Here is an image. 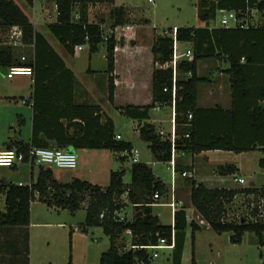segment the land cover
Here are the masks:
<instances>
[{"label":"trees","instance_id":"16d2710c","mask_svg":"<svg viewBox=\"0 0 264 264\" xmlns=\"http://www.w3.org/2000/svg\"><path fill=\"white\" fill-rule=\"evenodd\" d=\"M25 1L32 4V0ZM55 3L57 19L55 24L49 26V30L69 55H73L78 46L87 45L90 53H95L100 44L105 45L108 100L112 103L115 91V50L119 45L114 30L127 24L125 8L120 6L110 10L108 15L111 21L110 32L105 33L100 22L89 21V8L97 4L113 5L114 0H55ZM254 7L264 13V4L259 0H198L197 19L204 26L169 29L166 35H157L154 39L151 46L154 64L151 103L144 106L128 104L117 109L120 114L136 122L135 129L139 132L140 139L147 143L155 162L169 164L173 149L180 156H194L207 151H228L236 154L256 150L264 152V108L259 105V102L264 100V94L261 93L264 92V88L255 91L249 87L253 80L251 75L253 68L264 69L253 64L256 61L253 54L255 48L264 43V23L258 27L247 28L238 26L208 28L209 23L215 21L217 12L221 10L234 11L240 17L241 12ZM0 23L8 27L9 35L12 28L20 29V45L35 44L36 47L39 44L44 45L41 54L36 50L33 59L28 60L25 57L24 61L21 60L24 56L15 57L13 45L0 46V67L8 69L12 66H26L32 71V92L29 98L32 101L30 106L33 110V122L30 140L25 143L11 138L4 145L5 148L25 150L32 146L107 150L118 155V160L122 163L126 162L128 156L120 154L129 153L132 150L131 143L115 139L114 125L109 118H106L103 124L99 123L101 119V115H97L99 108L76 107L81 110V114H77L79 120L75 122L79 129L72 134H69L67 126L60 122L62 116L56 118V125L50 122L47 112L40 109L42 105L38 98L44 88L49 86L52 78L67 77L72 81V72L65 67L44 38L35 33L28 18L12 0H0ZM174 41L177 44L189 43L191 50L188 51L192 59L183 57L177 62L173 98V71L170 65ZM236 47L237 52L234 50ZM40 56L44 61L54 59L57 63L46 62L48 67H44L39 62H44ZM205 59H225L230 65L226 70L232 97L229 110L219 107L214 109L197 107V86L207 81L197 76V63ZM40 74L49 78L45 84L38 80L37 75ZM173 103L175 137L172 141L170 133L161 136L155 125L150 122V111L156 106L172 107ZM71 119L69 120L73 121ZM89 119L93 125L95 123L98 125V130H94L92 136L88 133ZM22 123L19 121L18 127H21ZM258 165L264 168L263 157L259 159ZM37 167L36 179L29 185L4 181L0 183V204L1 197H4V211L0 209V227L28 228L31 224V204L35 200L52 209L68 210L70 213L84 207L86 214L81 231L87 233L89 228L98 227L109 238V247L101 253L99 264H153L150 250L141 247L155 246L160 239H166L170 243L172 235L174 236L172 264H180L184 246L183 233L190 227L191 264H195L193 245L195 232L200 227L194 221L187 222L183 207L171 214V225H163L158 216L154 215L153 207L168 197V189L146 163L138 160L137 163L130 165L129 183L123 181L125 170L111 171L107 187H100L78 178H72L69 183L62 184L55 179L50 167ZM174 170L175 173L179 171L177 161ZM216 172L232 176L238 173V169L234 165H224L218 167ZM188 179L190 204L200 220L214 233L218 235L230 233L229 240L232 244H240L245 233H254L259 244L264 245V218L260 219L257 216V209L243 212L236 218L232 216L237 211L234 204L238 196L247 197L245 202L247 209L251 200L257 201L264 197V185L210 188L192 178ZM155 194H158L160 199L155 201L153 198ZM125 196L127 201L123 200ZM127 205L133 207V216L131 219L124 216L125 221H120L118 217ZM127 233L130 234L128 249L121 242L122 237L128 236ZM27 237L29 240V233ZM68 258L71 264V255Z\"/></svg>","mask_w":264,"mask_h":264},{"label":"rangeland","instance_id":"374dc122","mask_svg":"<svg viewBox=\"0 0 264 264\" xmlns=\"http://www.w3.org/2000/svg\"><path fill=\"white\" fill-rule=\"evenodd\" d=\"M121 3L124 2L127 5L126 20L127 24H136L132 32H136L133 39L137 41L138 47L146 48L152 46L153 44V32L156 35H166L170 28L174 27H193L200 26L203 23L197 19V2L198 0H120ZM129 6V7H128ZM107 8V7H106ZM105 16V24L103 30L109 33V17L107 14ZM220 17L217 16L214 24L219 26ZM124 29V28H123ZM122 30V29H120ZM125 30L115 32V38L119 42L118 48H123L124 39L127 37L122 35ZM170 36V33H169ZM150 43V44H149ZM127 44V41H126ZM133 46V44H131ZM149 45V46H148ZM187 48L185 44H177V53L180 54V50ZM78 56L71 63L74 67L75 75L81 84L90 82L88 81L90 74L86 72L88 66L91 70L100 71L103 65L106 64L102 45L96 53H91V60L87 61V56L89 54L88 47L82 52H78ZM26 57L25 55H23ZM144 61V63H143ZM207 61L202 60L200 62L199 73L202 77H207L211 70L209 65H205ZM142 67L139 71V76L137 77L138 82L143 84L147 83V69L145 60H142ZM222 64V63H219ZM206 67V68H205ZM127 64H122L119 66V74L126 72ZM125 77V76H124ZM127 77V76H126ZM123 80V77H120ZM7 79L2 80L3 87L6 85ZM14 81L17 85L15 97L16 99H11L6 102L0 99V139L4 137V126L12 121L13 127H18L16 121L18 115H26L31 110L29 104L23 105L21 103V97H29L30 80L27 77H15ZM13 81V82H14ZM118 88V95L114 106L111 109V117L115 123L116 135L120 136V140L124 142L131 143L134 149L138 150V160L139 162L146 163L153 169L154 175H156L161 181L167 185L171 184V175L169 171V166L166 163L155 162L152 158V154L148 148L146 142L140 139L139 132L135 129L136 122L128 119L119 113L116 107L125 106L128 104H144L145 100L144 94L147 93L146 86L143 85L142 96L140 100H132L130 92H127V85L121 83ZM171 107H162L156 110V107L150 111V121L153 123L157 131H162L163 136H167L170 131L171 120H172ZM9 119V120H8ZM9 125V124H8ZM24 125L20 127L23 130ZM19 128V127H18ZM27 128H24V130ZM2 141V140H0ZM1 145V142H0ZM79 153L76 152L77 157V167L76 169H63L58 167H51L54 172L55 179L62 184L69 183L72 178H77L76 174L79 173L84 180H87L92 173L97 174V179H100L99 167L100 165L96 163L94 159H91L89 164L85 162H79ZM203 154H199L195 158V164L198 173L205 176H222L215 170L219 166L225 164L235 163L240 168V173L243 179H245L246 184L244 186L254 185L260 187L264 185V168L258 165V161L262 158L261 151H251L243 153H232L228 151H211ZM97 162L101 163L97 159ZM108 165L110 171H117L120 169L125 170V175L123 177L124 183L130 182V165L132 161L130 158L124 163L118 160V155L114 154L113 160ZM24 167L28 168L27 174L24 175L23 180L26 184L30 182V165L24 163ZM34 175L38 171V167L34 166ZM181 170L179 169L178 172ZM15 170L8 167H0V183L2 181L8 183L12 182L9 180L10 173H14ZM217 173V174H216ZM188 176V173L186 177ZM230 175L225 177L227 184L222 185L237 188L238 185L231 181ZM176 178H181L180 173L175 174ZM185 178V177H183ZM7 179V180H6ZM185 186H189V179L186 178ZM177 182V179H176ZM180 182V181H179ZM102 187H107L109 185V174L106 175V182L102 180ZM177 184V183H176ZM213 186H219L220 184H208ZM235 186V187H234ZM242 187V186H241ZM176 188V187H175ZM183 189V188H182ZM177 192V189H176ZM175 194V199L178 196ZM124 201H127L126 196L123 197ZM247 197L238 196L235 199L234 208L237 211L232 214L234 218L243 212H247L248 209L245 207ZM183 201L182 207L188 206V197L182 196ZM170 200L167 197L159 201L154 208V215L159 216V220L163 225H171L172 215L170 209L165 205ZM0 209L4 211V197H1ZM127 205L121 215L128 219L133 216V210ZM132 211V213H130ZM85 209L80 208L74 213H70L68 210L52 209L45 205L44 203L35 200L31 204V228H32V240H34V246L39 254H52V259L57 262L61 259H66L69 255L75 259H80L87 256L91 259L90 264H97L98 255L106 251L109 247V238L104 235L101 228L93 227L87 230V233L81 231L82 225L85 220ZM191 215V212L189 211ZM196 213H193L192 220L200 226V229L195 232L194 239V260L195 264H264V245L259 244L258 237L254 233H245L243 235L240 244L230 243V233H223L218 235L214 233L210 228L207 227L203 222L199 224V220L195 218ZM229 219V217H228ZM7 230H14L12 228L6 227ZM71 232V243L69 244V233ZM184 236V248L182 251L181 263L180 264H191L192 259V240H191V228L187 229L183 233ZM124 245L127 244L128 236H124L121 239ZM264 241V234H263ZM128 246H125V248ZM71 248V249H70ZM170 251L159 250L158 257L152 260L153 264H172V259L167 260ZM97 258V259H96ZM170 258V257H169ZM66 261V260H65Z\"/></svg>","mask_w":264,"mask_h":264},{"label":"crops","instance_id":"0c3cea01","mask_svg":"<svg viewBox=\"0 0 264 264\" xmlns=\"http://www.w3.org/2000/svg\"><path fill=\"white\" fill-rule=\"evenodd\" d=\"M12 1L28 18V20L30 21V23L32 24L34 28L35 33L41 35L42 38H44L47 45L55 52V54L63 62L65 67L68 70H70L73 74L72 81H70L69 78L67 77L52 78L51 82H49V86L47 88H44V90L41 92L42 95L40 96V98H38V101L40 99V104L42 105V108L40 109L42 111L45 110L47 112L50 122H52L53 124L55 123L56 125V118L58 116H62V118L60 119V122L65 127L67 126L68 133L72 134L74 131L79 129V125L75 122L79 120V116L77 114L80 115L81 110H78L77 108L78 107H96L100 109L99 113H97V115H101V119H99V123L103 124L106 118H109L114 125V134L116 135L115 123L111 117V109H112V106H114V102L117 96H119L118 88L120 87L119 85L121 83H124L125 85H127V92H130V95L132 96L131 97L132 100H136V99L140 100L141 98H143L142 96L143 88H141V86L142 87L143 85L146 86L147 93H145L144 96L147 102L144 104H133L132 103L131 105L144 106V105H148L151 103V99H152L151 77H152V71L154 67L153 56L151 54V46L148 45L149 47L142 49L138 47L137 41L133 39L136 32L135 31L132 32V31L135 28L136 24L135 25L126 24L125 26L117 27L114 30V33L115 32L117 33L119 31L123 32L125 30V33L122 35L126 36L127 38L124 39L125 43H124L123 48L117 47L115 50V71H114L115 91H114L113 102L110 103L108 100V76L105 72L106 64L103 65L100 71L91 70L90 66H88V69L86 70V72L90 74L91 78L88 79V81L90 82L81 84V82H79V80L77 79L75 75L74 67L73 65H71V63H73L74 59H76V57L79 55L78 52H82L85 49V47H88V46L83 45L80 50L75 49L74 54L69 55L64 49L63 45L50 32L49 26L55 24L56 19H57L55 0H32V4H28L25 0H12ZM120 6L124 7L125 10L127 9V5H125L124 2L121 3L120 0H114L113 5L97 4L96 6L90 7L89 8V21L95 22V23L100 22V25L103 29V26L106 21L104 15L105 14L109 15V12L111 9H113L114 7H120ZM214 22L215 21H212L209 23L208 25L209 29L218 27V25L214 24ZM110 25H111V22L109 26ZM200 26H204V24ZM200 26H197V27H200ZM193 27H196V26H193ZM174 28H177V27H174ZM174 28H170V29H174ZM8 31H9L8 27L0 23V46L10 45L11 40L9 38L10 35ZM156 36L157 35L154 34L153 32V41L156 38ZM126 41H127V44H126ZM131 44H133V46ZM182 44H185L187 48L185 49V51L181 49L179 52L180 54L185 53L187 50H191V45L189 43H178V45H182ZM101 45H102L103 56L105 59V45L100 44L97 48V51ZM36 50L41 54V51H44V45L39 44L38 47H36L35 44L17 45V46L13 45V53L15 54V57L17 58L25 55L28 60L33 59V57H35ZM234 50L235 52H237L238 47H236V49ZM253 54H254V58H256V61L253 64L257 65L258 67L259 66L264 67V43H262L259 48H255V51L253 52ZM40 59L43 60L41 56H40ZM143 59L145 60V64L146 63L148 64L146 66L148 80H147V83L145 84H143L142 82L139 83L137 80V77L139 76L140 68L142 67L141 62ZM89 60H91L90 50L87 56V61L89 62ZM205 60L207 61L205 65L210 66V68H207V70H211V71L209 72L207 77H202L199 73L200 62L202 60L198 61L197 76L207 81L199 83L197 86V107L201 109H214L216 107H219L223 110H229L232 105V97H231L229 76L226 74V70L229 68L230 65L225 59H219V60L205 59ZM39 62L40 64H43L42 66L44 67H48L46 62L48 63L51 62V64L57 63L54 59H51L49 61L45 59L44 62H41V61ZM219 63H222V64H219ZM122 64L124 65L127 64L126 72H122V75H121L123 77V80H121L120 78L121 76L118 73L119 66H121ZM6 70H7L6 68L0 67V99H3L4 101L6 100V102L10 101L11 99H16L15 94H17L16 93L17 85L15 83L17 82L14 81L15 77L29 78L30 80L29 94L32 92V78L31 77L15 76L12 79H7ZM251 75H252L253 80L251 81L249 87L255 91L257 90L261 91L262 88H264V69L260 68L258 70L257 67L253 68ZM5 78L7 79L6 80L7 83L3 87L2 80ZM37 78L43 84H45L49 80V78H45V76H43L42 74L37 75ZM261 93L264 94L263 91H261ZM257 95H260V94L257 93ZM21 99L23 98L21 97ZM259 105L262 108H264V100L260 101ZM118 107H122V106H118ZM69 119L73 121H70ZM89 120H90V125L88 126V133L90 136H92L94 130L96 131L98 130V125L97 123L93 125L91 122V119ZM19 121L23 122L22 123V125H24L23 130H21L20 127L19 128L13 127L11 125L12 121L10 120L8 123L9 125L7 124L4 126V137L3 139H0L2 140L0 141L1 142L0 147L5 148L4 145L11 138L16 139L18 141L25 142V143H27L30 140L31 131H32V122H33L32 108L30 112H28L26 115L24 114L18 115V119L16 123H18ZM69 121L72 123L70 124ZM24 128H27V130L26 129L24 130ZM74 152L75 154L76 152L79 153L78 155H79L80 163H83L86 161L85 163L89 164L91 159H94L96 163L100 165L99 167L100 168L99 175L101 176L100 179H97L96 173H92L91 176L85 181H89L91 184L98 183L100 185H102L101 183L102 180L106 182V175L110 174L111 172L108 169V165L112 163L111 159L113 160V157H114V154L112 152L107 151V150H89V149H78V150H74ZM207 152H211V151H207ZM207 152H203L201 154L205 155L204 153H207ZM197 156L198 155H194V156H191V155L180 156L178 154L176 155L177 166L181 170L180 172L177 171L176 174L180 173V176H181V172L183 171L188 173V176L185 178H183L182 176L181 178H176V177L174 178V192H176V189H177L176 195L178 196V199L180 198L178 201H181L182 204H183V201L181 200V197L185 196V197H188L189 199V194H190V185L185 186L184 179L186 178H192L197 183H202L205 186L210 187V188H213V187L233 188V187H229V186L227 187L225 185H222L223 183L227 184V182L224 179L228 175H225V176L224 175L222 176L200 175L196 167L194 166L195 158ZM97 159L101 161V163L97 162ZM23 165L24 164H19L11 168V169H14L15 172L8 174L9 175L8 179L11 180L13 184L29 185L32 181H35L37 173H35L34 175V171H33L34 168H31V166H30V181H29L30 183L26 184L23 181L25 179L24 175L27 174V170H28V168L24 167ZM225 165H234L238 169V173L236 175L229 176L231 177L230 179L232 182H234L233 181L234 177L242 178L241 173H240L241 171L238 165H235V163L225 164ZM76 176L78 179L84 180L83 177L79 173H77ZM176 179H177V182H176ZM215 183L220 184V185L219 186L208 185V184H215ZM164 184L166 185L168 189L167 196L169 198L171 195V188H172L171 184L172 183L170 185H167L166 183ZM238 187H241V186L238 185ZM130 208L133 210V207L129 205V209ZM154 208L155 206L153 207V211H154ZM183 208L186 213L187 222L188 223L192 222L194 219L192 220L191 217L193 213H196V212L190 204V199L188 200V206L185 207L184 205ZM189 211L191 212V215L189 214ZM130 213H132V211ZM195 218L199 220V224H201L202 222L206 224L204 221L200 220V217L197 215V213L195 215ZM12 229L14 230H7L4 227H0V264H69L68 257H66V259H61V261L57 262L51 257L52 252L47 253V254H39L36 251V248L34 246V240H32L31 226H29L28 228H12ZM28 233H29V240L27 237ZM127 235H130V234L127 233ZM129 243H130V240H127L126 246H129ZM166 251H170L169 252L170 254H168V257H167V260L169 261L172 258V255H171L172 250H166ZM100 255L97 256L98 257L97 264H99ZM90 261L91 259H89L87 256L82 257L80 259H75L74 255L73 257H71V264H90Z\"/></svg>","mask_w":264,"mask_h":264},{"label":"built area","instance_id":"2783aa9c","mask_svg":"<svg viewBox=\"0 0 264 264\" xmlns=\"http://www.w3.org/2000/svg\"><path fill=\"white\" fill-rule=\"evenodd\" d=\"M151 1V0H149ZM262 2L264 4V0H259V2ZM240 17H238V14H236L234 11H219L217 12V16L220 17L219 26L224 28L229 27H240V28H247L248 26H261L264 23V13L260 12L258 8H253L251 10H245L244 12L240 13ZM20 37H21V31L17 27H14L11 29L10 32V40L11 45H20ZM76 49H81L80 46L76 47ZM186 57L188 60L192 59V55L190 51H186L183 54L177 53V43L174 41L173 45V57L171 62V67L173 71V80H172V97L175 96V79H176V66L177 62L180 60V58ZM21 60H25V57H21ZM15 76H32V71L29 67L26 66H12L6 70V78L12 79ZM166 91V89L164 90ZM21 103L23 105H31L32 101L29 97L21 99ZM160 107L156 106V110H159ZM172 111V122L170 126V131L167 132L168 134H171V140H174L175 137V123H174V103L171 107ZM189 119L191 116H188ZM135 127H137V124H135ZM161 136L164 135L162 131H158ZM164 137V136H163ZM116 140H120V136H115ZM127 155L128 158L132 161V163L138 162V150L132 148V150L129 153H122L120 156ZM176 152L174 149L172 150L171 155V161L169 162V171L171 175V195L169 197V202L165 205L170 209L171 214H173L178 208L182 207V202H178L175 199L174 195V178H175V163H176ZM262 157L264 159V152L262 154ZM28 163L30 166H44V167H58L63 169H75L77 167V157L74 152V150L71 149H58V148H37V147H28L25 150H19V149H7L4 147H0V167H14L19 164ZM187 173L183 172L181 174L182 177H186ZM234 183L238 184L239 186H244L246 184V181L241 177H234L233 178ZM153 198L156 200L160 199L158 197V194L153 195ZM252 199V198H251ZM248 211H251L253 209L258 210V217L260 219L264 218V197H260L257 201L251 200L249 204L247 205ZM120 221H125L124 216L119 215ZM134 248V247H133ZM145 248L146 250H150L152 254V259H155L158 257V251L159 250H172L174 248V236H171L170 243L166 241V239H160L155 246H145L141 247Z\"/></svg>","mask_w":264,"mask_h":264},{"label":"water","instance_id":"95a60500","mask_svg":"<svg viewBox=\"0 0 264 264\" xmlns=\"http://www.w3.org/2000/svg\"><path fill=\"white\" fill-rule=\"evenodd\" d=\"M244 221V219H242V222Z\"/></svg>","mask_w":264,"mask_h":264}]
</instances>
